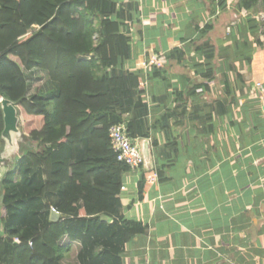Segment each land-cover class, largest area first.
Segmentation results:
<instances>
[{
	"label": "crops",
	"instance_id": "0c3cea01",
	"mask_svg": "<svg viewBox=\"0 0 264 264\" xmlns=\"http://www.w3.org/2000/svg\"><path fill=\"white\" fill-rule=\"evenodd\" d=\"M114 1L160 173L125 174L124 264H264V0Z\"/></svg>",
	"mask_w": 264,
	"mask_h": 264
},
{
	"label": "trees",
	"instance_id": "16d2710c",
	"mask_svg": "<svg viewBox=\"0 0 264 264\" xmlns=\"http://www.w3.org/2000/svg\"><path fill=\"white\" fill-rule=\"evenodd\" d=\"M125 18L114 0H0V154L1 99L25 132L0 180V264H124L148 231L121 215L130 167L109 137L126 118L132 138L150 136Z\"/></svg>",
	"mask_w": 264,
	"mask_h": 264
},
{
	"label": "built area",
	"instance_id": "2783aa9c",
	"mask_svg": "<svg viewBox=\"0 0 264 264\" xmlns=\"http://www.w3.org/2000/svg\"><path fill=\"white\" fill-rule=\"evenodd\" d=\"M164 62L165 57L163 55L153 54L148 64H146V67L153 66L160 68ZM146 84L147 82L145 81L143 86ZM257 85L263 88L261 83H257ZM127 122L128 118L110 127L109 137L112 150L119 161L124 162L130 167L129 171L143 170L146 181L151 184L156 183L159 175L143 152L140 143L141 137L132 138L128 134ZM52 211L57 212L55 208H52ZM15 242H19V238L16 237Z\"/></svg>",
	"mask_w": 264,
	"mask_h": 264
},
{
	"label": "water",
	"instance_id": "95a60500",
	"mask_svg": "<svg viewBox=\"0 0 264 264\" xmlns=\"http://www.w3.org/2000/svg\"><path fill=\"white\" fill-rule=\"evenodd\" d=\"M1 105L4 112V122H5V128L2 134L4 143L6 141L8 142L11 141L15 144L17 140V135L21 136V131L18 126L20 121L18 108L10 99H1ZM50 217L52 220H59L60 213L52 211Z\"/></svg>",
	"mask_w": 264,
	"mask_h": 264
},
{
	"label": "rangeland",
	"instance_id": "374dc122",
	"mask_svg": "<svg viewBox=\"0 0 264 264\" xmlns=\"http://www.w3.org/2000/svg\"><path fill=\"white\" fill-rule=\"evenodd\" d=\"M20 115V121H19V128L21 131V136L17 135V140L15 144L13 142L6 141L4 143V149L0 154V180L4 177L5 173L11 168L12 165H14V157L18 153L19 150V144L24 139V126H23V116L19 112ZM5 212L3 200H0V219L3 216V213ZM75 254L70 256V259L76 260Z\"/></svg>",
	"mask_w": 264,
	"mask_h": 264
}]
</instances>
